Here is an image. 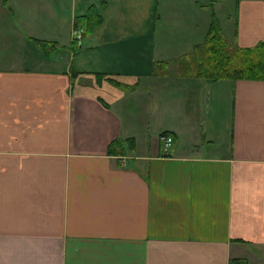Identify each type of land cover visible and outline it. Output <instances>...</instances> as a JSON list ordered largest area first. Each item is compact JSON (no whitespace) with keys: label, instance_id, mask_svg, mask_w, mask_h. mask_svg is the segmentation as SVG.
Instances as JSON below:
<instances>
[{"label":"crops","instance_id":"crops-1","mask_svg":"<svg viewBox=\"0 0 264 264\" xmlns=\"http://www.w3.org/2000/svg\"><path fill=\"white\" fill-rule=\"evenodd\" d=\"M102 1L0 0V264H264V80L180 65L212 9L264 43V0Z\"/></svg>","mask_w":264,"mask_h":264},{"label":"trees","instance_id":"trees-1","mask_svg":"<svg viewBox=\"0 0 264 264\" xmlns=\"http://www.w3.org/2000/svg\"><path fill=\"white\" fill-rule=\"evenodd\" d=\"M107 6L106 0L102 1L101 7ZM103 23L102 15L91 5L87 11L74 19V29L81 30V36L90 35L93 30ZM77 42V39H73ZM44 51L49 54L59 48L54 42L39 41ZM203 55L201 60L199 55ZM197 63L195 64V62ZM188 61V67L182 62ZM195 61V62H194ZM194 62V63H193ZM166 62H161L164 64ZM157 65H160L157 64ZM181 69L186 74H192L209 80L219 79H247L264 80V43L251 47L233 46L226 40L220 22L212 9L211 20L205 39L201 44L194 46L193 50L180 58ZM197 65L196 70H192ZM192 67V69H190ZM169 134L163 132L162 135ZM123 140L116 139L108 146L111 154H120ZM231 264H243L239 260H233Z\"/></svg>","mask_w":264,"mask_h":264},{"label":"built area","instance_id":"built-area-1","mask_svg":"<svg viewBox=\"0 0 264 264\" xmlns=\"http://www.w3.org/2000/svg\"><path fill=\"white\" fill-rule=\"evenodd\" d=\"M80 39L81 38V30H76L74 39ZM160 139L162 141V150L166 154L173 145V137L169 134L161 135Z\"/></svg>","mask_w":264,"mask_h":264},{"label":"rangeland","instance_id":"rangeland-1","mask_svg":"<svg viewBox=\"0 0 264 264\" xmlns=\"http://www.w3.org/2000/svg\"><path fill=\"white\" fill-rule=\"evenodd\" d=\"M227 3H225L224 2V7H221V11L223 12V11H228V8H229V1H226ZM231 4V3H230ZM221 11H218V13H219V17H221L222 16V14H221ZM228 13L226 12L225 13V16L227 15ZM222 18V21H225L223 18V16L221 17ZM229 36V35H228ZM230 37V36H229ZM203 57V55L201 54V55H199V59L201 60V58ZM196 61V60H195ZM194 61V62H195ZM193 62V63H194ZM197 63V61L195 62V64ZM182 65H184L186 68H189L188 67V61H184V62H182ZM192 66H194V65H192ZM190 69H192V67L190 68ZM197 69V65H195L194 67H193V69L192 70H196Z\"/></svg>","mask_w":264,"mask_h":264}]
</instances>
